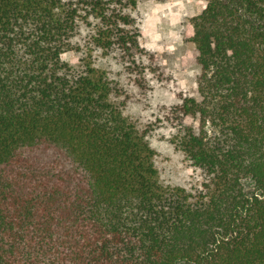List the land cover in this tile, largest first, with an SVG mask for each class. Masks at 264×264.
Here are the masks:
<instances>
[{
  "label": "trees",
  "instance_id": "trees-1",
  "mask_svg": "<svg viewBox=\"0 0 264 264\" xmlns=\"http://www.w3.org/2000/svg\"><path fill=\"white\" fill-rule=\"evenodd\" d=\"M140 1L0 0V264H264V0L192 19L197 96L167 121L194 188L132 108L165 75Z\"/></svg>",
  "mask_w": 264,
  "mask_h": 264
},
{
  "label": "rangeland",
  "instance_id": "rangeland-1",
  "mask_svg": "<svg viewBox=\"0 0 264 264\" xmlns=\"http://www.w3.org/2000/svg\"><path fill=\"white\" fill-rule=\"evenodd\" d=\"M207 6V0H154L140 1L132 11L141 33L142 46L156 54L164 68V79L156 81L153 88L133 111L143 115L158 126L150 136L155 150L154 162L160 179L169 185L194 188L204 180L203 173L190 165L170 141L173 128L167 121L172 106L184 97L197 96V49L192 42V19ZM70 63L78 60L74 52L63 54ZM188 124H195L189 117ZM248 192H254L253 183H246Z\"/></svg>",
  "mask_w": 264,
  "mask_h": 264
}]
</instances>
